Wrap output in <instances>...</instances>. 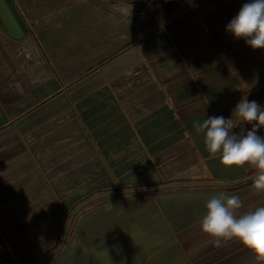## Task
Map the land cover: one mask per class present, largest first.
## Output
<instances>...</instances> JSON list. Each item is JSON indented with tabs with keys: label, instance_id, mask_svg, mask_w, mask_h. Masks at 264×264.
Masks as SVG:
<instances>
[{
	"label": "crops",
	"instance_id": "crops-1",
	"mask_svg": "<svg viewBox=\"0 0 264 264\" xmlns=\"http://www.w3.org/2000/svg\"><path fill=\"white\" fill-rule=\"evenodd\" d=\"M128 2L131 15L117 12L125 0H0V219L19 221L9 234L23 262L56 245L73 205L108 190L258 171L223 165L194 129L241 97L264 106V49L225 31L245 0ZM46 184L55 205L32 208ZM221 192L240 197L238 215L264 206L253 182L108 196L47 264H264L201 230Z\"/></svg>",
	"mask_w": 264,
	"mask_h": 264
},
{
	"label": "clouds",
	"instance_id": "clouds-1",
	"mask_svg": "<svg viewBox=\"0 0 264 264\" xmlns=\"http://www.w3.org/2000/svg\"><path fill=\"white\" fill-rule=\"evenodd\" d=\"M131 11L128 0L117 9L120 15H131ZM225 31L252 49H264V0H245ZM246 124L251 125L249 130L243 134L237 131ZM258 128H264V106L247 97L238 100L228 117L210 115L194 124L211 156L219 154L220 162L228 167H255L258 171L253 188L264 191V135L257 134ZM205 208L200 227L217 245L222 240L237 239L264 261V206L238 215L240 197L221 192L208 199Z\"/></svg>",
	"mask_w": 264,
	"mask_h": 264
},
{
	"label": "flooded vegetation",
	"instance_id": "flooded-vegetation-1",
	"mask_svg": "<svg viewBox=\"0 0 264 264\" xmlns=\"http://www.w3.org/2000/svg\"><path fill=\"white\" fill-rule=\"evenodd\" d=\"M247 177L233 182L231 184H224V183H215L213 182V184H218V186H213V188H224L226 189L228 186L229 187H233V186H237L243 183H247V181H242L244 179H246ZM199 184H209V183H186V182H178V183H169V184H158V185H154V186H148V187H141V188H130V189H125V190H117V189H112V190H108L107 192L102 193V195L100 196L99 199L89 203L88 205L82 207L81 209H79V211L76 212L77 208H79L80 206H82L84 203H86L88 200L92 199L89 198L87 200H85L82 203H79L77 206H72L67 212H66V223L65 226L63 228L62 234L61 236L58 237L56 245L52 246L51 248H49L46 252H44L43 254H39L38 256H36V258H34L33 260L29 261V262H23L21 260V257L19 255V252L16 250L15 245L17 246V242L18 239L15 240V236L11 235L10 236V232L9 230L11 229H17L18 230V225H19V221H4L0 219V264H47L48 262H50L53 258H55L57 255H59L61 253V251L64 249V247L66 246V243L71 235V231L73 228V224L75 222V219L77 218V216H79L87 207L91 206L92 203L98 202L100 200H102L103 198H108V196H119L122 194H136V193H130L129 191L132 190H147L145 192H149L150 193H155V192H159V191H164V190H171L173 188H167V186L170 185H197V186H192V187H177L174 189H180V188H194V189H199L202 188V186H199ZM206 187V186H204ZM42 194L41 196L36 199L33 203H31V207L33 208L34 206L39 207V208H44L46 206H54L55 205V198L52 194V188H51V184L46 186L42 189ZM153 190V191H152ZM120 192H127V193H120ZM145 192H141V193H145ZM110 194V195H107ZM94 198V197H93ZM110 198V197H109ZM29 205V203L26 204L25 203H18L17 205H15V216L18 218V216L20 215V213L22 212L21 210L23 208H26ZM2 206H0L1 208ZM69 226V230L66 236V240L63 244V246L60 248L62 241H63V236L66 232L67 227ZM16 236H18L17 232L15 234ZM57 250H59L56 254H53L51 257H49L52 253L56 252ZM49 257V258H48ZM48 258V259H47Z\"/></svg>",
	"mask_w": 264,
	"mask_h": 264
},
{
	"label": "water",
	"instance_id": "water-1",
	"mask_svg": "<svg viewBox=\"0 0 264 264\" xmlns=\"http://www.w3.org/2000/svg\"><path fill=\"white\" fill-rule=\"evenodd\" d=\"M231 111H232V110H231ZM256 173H257V172H256ZM256 173H254L253 175L247 177L246 179H244V180H242V181H249L250 179H252V178L255 177ZM192 186H197V185H170V186H167V188L192 187ZM199 186H202V187H204V186H218V184H213V183H209V184H199ZM145 191H147V190H132V191H129V192H130V193H141V192H145ZM152 191H153V190H152ZM120 193H127V192H120ZM107 195H110V194H107ZM99 198H100V196H97V197H94V198L88 200V201H87L86 203H84L82 206H80L79 208H77L76 212L79 211V209H81L82 207L88 205L89 203H91V202H93V201H95V200H97V199H99ZM68 230H69V226H68L67 229H66V232H65V234H64V236H63L62 244H61V246H60L59 249H61V247L63 246V244H64V242H65V240H66V236H67ZM58 251H59V250H57L56 252L52 253L49 257H51L53 254H56ZM49 257H48V258H49ZM48 258H47V259H48Z\"/></svg>",
	"mask_w": 264,
	"mask_h": 264
},
{
	"label": "trees",
	"instance_id": "trees-1",
	"mask_svg": "<svg viewBox=\"0 0 264 264\" xmlns=\"http://www.w3.org/2000/svg\"><path fill=\"white\" fill-rule=\"evenodd\" d=\"M253 180H254V178L249 180L247 183H243V184H240V185H237V186H233V187H229L228 186L226 189H233V188H239V187H242V186H246L248 183H252Z\"/></svg>",
	"mask_w": 264,
	"mask_h": 264
}]
</instances>
